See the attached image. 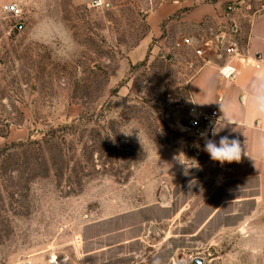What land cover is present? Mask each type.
Wrapping results in <instances>:
<instances>
[{
    "label": "rangeland",
    "instance_id": "374dc122",
    "mask_svg": "<svg viewBox=\"0 0 264 264\" xmlns=\"http://www.w3.org/2000/svg\"><path fill=\"white\" fill-rule=\"evenodd\" d=\"M101 1L0 0V264H264L186 128L214 0Z\"/></svg>",
    "mask_w": 264,
    "mask_h": 264
},
{
    "label": "crops",
    "instance_id": "0c3cea01",
    "mask_svg": "<svg viewBox=\"0 0 264 264\" xmlns=\"http://www.w3.org/2000/svg\"><path fill=\"white\" fill-rule=\"evenodd\" d=\"M235 1L214 0L194 10L196 19L209 15L226 24L231 20L237 28L240 54L204 60L206 64L189 84V92L193 107L217 108L220 121L225 118L221 104L231 101L235 105L229 114L232 124L212 139L217 143L221 136L238 139L245 151L239 162L215 161L216 173L223 188L241 195L244 210L264 213V142L260 140L264 136V119L252 114L245 92L256 73L264 71V13L256 15L242 8L228 20L223 14L224 5ZM261 3L264 0H254L251 4L257 7Z\"/></svg>",
    "mask_w": 264,
    "mask_h": 264
},
{
    "label": "built area",
    "instance_id": "2783aa9c",
    "mask_svg": "<svg viewBox=\"0 0 264 264\" xmlns=\"http://www.w3.org/2000/svg\"><path fill=\"white\" fill-rule=\"evenodd\" d=\"M252 0H237L230 2L226 6V12L224 15L227 18H231V15L242 8L253 11L254 14L259 15L264 13V3L259 4L257 7L252 6ZM94 6L102 5L101 0H93ZM4 10L8 13L16 14L19 12L17 4H7L4 6ZM237 28L234 23L226 24L222 26L219 34L215 38H210L200 42V45L196 48V53L200 57L208 58L207 62L211 60V57H223L224 55L240 54L239 42L236 37ZM185 43L190 45V40L186 39ZM221 120L220 111L217 108L214 109H202L198 107H192L187 119L186 128L193 132L195 135L200 136L201 132H208V138L212 139L211 128L218 121ZM203 141L204 139L201 138ZM15 264H64L58 257H51L44 260L34 261L32 259L24 258L18 260Z\"/></svg>",
    "mask_w": 264,
    "mask_h": 264
},
{
    "label": "clouds",
    "instance_id": "9594fccd",
    "mask_svg": "<svg viewBox=\"0 0 264 264\" xmlns=\"http://www.w3.org/2000/svg\"><path fill=\"white\" fill-rule=\"evenodd\" d=\"M249 107L252 114L256 117L264 119V71L257 72L254 78L249 82L245 88ZM235 105L229 101L228 104H221V110L225 117L223 121L216 122L211 128V136L216 137L219 133L232 124L229 114L233 112ZM200 136L204 139V151H206L213 161H218L221 164L228 162H239L241 160L244 147L238 139H229L228 136H221L218 143L215 139L208 138V132H201ZM261 142H264V136L260 137ZM199 147V144L196 145ZM185 174H188V169L196 167V165L189 166L185 164ZM191 183V182H190Z\"/></svg>",
    "mask_w": 264,
    "mask_h": 264
},
{
    "label": "trees",
    "instance_id": "16d2710c",
    "mask_svg": "<svg viewBox=\"0 0 264 264\" xmlns=\"http://www.w3.org/2000/svg\"><path fill=\"white\" fill-rule=\"evenodd\" d=\"M42 141L44 142V143H48V142H51L52 140H51V138L49 139V138H43L42 139ZM59 157H64V155L59 151ZM49 158H50V160L53 162V160H54V158H55V156H53V154H50V156H49Z\"/></svg>",
    "mask_w": 264,
    "mask_h": 264
}]
</instances>
